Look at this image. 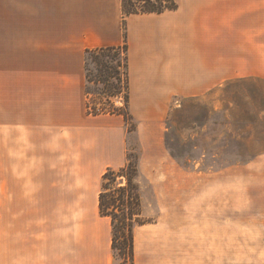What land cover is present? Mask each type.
Masks as SVG:
<instances>
[{
	"label": "rangeland",
	"instance_id": "obj_1",
	"mask_svg": "<svg viewBox=\"0 0 264 264\" xmlns=\"http://www.w3.org/2000/svg\"><path fill=\"white\" fill-rule=\"evenodd\" d=\"M64 7L65 0H0V264H14L17 237L31 229L40 254H78L88 243L103 242L105 226L91 196L101 191L105 172L87 185L92 160L74 137L80 131L72 130L98 117L88 113L87 100L92 107L102 103L100 108L113 101L124 108V101L108 99L102 84L90 86L93 96L87 98L89 86L77 65L86 78L84 46L93 43L79 40ZM123 35L124 43V28ZM89 69L98 76L92 60ZM130 111L132 119L118 120L127 134V162L139 167L143 219L164 218L166 229L155 249L223 250L219 242L202 244L198 235L178 233V204L193 202L230 214L226 254H264V69L263 77L174 99L156 128L145 124L141 130L131 104ZM30 192L38 209H30ZM137 243L138 254H146V238ZM114 264L125 262L116 256Z\"/></svg>",
	"mask_w": 264,
	"mask_h": 264
},
{
	"label": "crops",
	"instance_id": "obj_2",
	"mask_svg": "<svg viewBox=\"0 0 264 264\" xmlns=\"http://www.w3.org/2000/svg\"><path fill=\"white\" fill-rule=\"evenodd\" d=\"M176 1V11L133 15L126 21L131 110L141 120V130L145 124L156 128L176 98H199L227 82L263 77L264 0ZM64 11L65 17H73L74 32L82 36L79 40L93 43L85 50L123 44L122 0H65ZM77 66L81 81H86L82 64ZM94 118L84 119L85 125L72 130V135L80 131L74 137L92 160L87 167L88 186L108 169L119 170L127 164V134L118 116ZM100 192L92 193L91 202L105 226L101 244L88 243L87 251L78 254H40L38 235L31 229L30 235L17 237L14 264H114L112 223L100 215ZM33 196V192L26 195L31 210L38 209ZM178 205L183 212L177 220L182 227L178 233L198 235L197 242L202 244L219 242L223 250L167 254L155 249L162 232L166 235L164 218H160L135 230L136 264H264V254H230L229 250L226 254L225 244L232 240L230 214H215V206L206 203ZM222 207L231 211L232 206ZM141 237L148 244L146 254L137 252Z\"/></svg>",
	"mask_w": 264,
	"mask_h": 264
},
{
	"label": "trees",
	"instance_id": "obj_3",
	"mask_svg": "<svg viewBox=\"0 0 264 264\" xmlns=\"http://www.w3.org/2000/svg\"><path fill=\"white\" fill-rule=\"evenodd\" d=\"M178 7L176 0H122L125 36L127 35L128 17L162 14L167 11H176ZM85 54L86 81L89 86L86 91L87 98L93 96L90 86L102 84L106 88L108 99H123L124 101V108H115L114 101L100 108L102 103H97L92 107V103L87 100L88 113L93 116H120L125 122L132 119L127 36L121 45L87 49ZM90 60L97 67L99 74L96 77L91 75ZM112 79L115 82H111ZM138 177L139 167L129 158L125 167L106 171L103 175L99 196L100 215L109 218L112 223L114 258L120 256L125 264H136L135 230L139 226L151 223L143 219L142 198L139 185L136 183Z\"/></svg>",
	"mask_w": 264,
	"mask_h": 264
}]
</instances>
